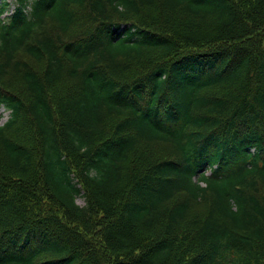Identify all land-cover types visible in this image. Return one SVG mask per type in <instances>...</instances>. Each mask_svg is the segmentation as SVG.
<instances>
[{"label": "trees", "instance_id": "16d2710c", "mask_svg": "<svg viewBox=\"0 0 264 264\" xmlns=\"http://www.w3.org/2000/svg\"><path fill=\"white\" fill-rule=\"evenodd\" d=\"M5 11L0 264H264V0Z\"/></svg>", "mask_w": 264, "mask_h": 264}, {"label": "rangeland", "instance_id": "374dc122", "mask_svg": "<svg viewBox=\"0 0 264 264\" xmlns=\"http://www.w3.org/2000/svg\"><path fill=\"white\" fill-rule=\"evenodd\" d=\"M3 4H7V10L2 15L4 17L6 15H9V13H11L14 10L15 2H14V0H0V7ZM263 29H262V31H263ZM0 112H3V118L0 120V124H3L8 119L10 111L9 110H5L4 107H2V108H0ZM155 148L158 149L160 152H161L162 148L164 149L163 145L155 146ZM77 202L80 205H84L85 204V199L83 198V196H79L78 199H77Z\"/></svg>", "mask_w": 264, "mask_h": 264}]
</instances>
